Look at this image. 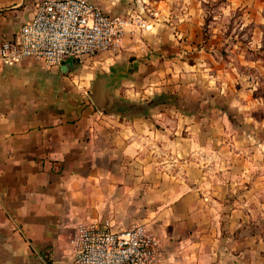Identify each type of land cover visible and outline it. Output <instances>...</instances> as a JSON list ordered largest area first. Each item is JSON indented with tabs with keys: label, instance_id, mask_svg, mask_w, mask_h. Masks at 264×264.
I'll return each instance as SVG.
<instances>
[{
	"label": "crops",
	"instance_id": "crops-1",
	"mask_svg": "<svg viewBox=\"0 0 264 264\" xmlns=\"http://www.w3.org/2000/svg\"><path fill=\"white\" fill-rule=\"evenodd\" d=\"M42 1L0 0V44L18 37ZM90 1L113 15L145 16L149 31L144 41L126 38L121 50L84 63L67 60L48 67L26 58L0 68V264H61L72 257L70 238L83 221H107L114 230L145 223L160 241L163 264H264V217L249 214L252 207L264 208V199L257 203L250 196L254 188L235 180L253 171L249 164L216 167L223 156L221 138L190 124L193 133L182 138L181 153L169 154L167 167L184 182L159 185L181 194L159 199L151 193L158 184L143 182L157 169L139 142L138 121L102 112L91 98L95 88L101 98L131 102L126 91L135 89L136 79L158 70L147 65L160 59L153 54L170 37L155 32L169 27L164 20H175V10L154 0L152 6L160 9L151 8L155 16H149L145 5L138 7L142 0L137 6ZM184 25L188 21L180 28ZM226 158L231 163L246 159L236 150ZM220 173L246 188L229 200L234 205L227 218L215 211L225 206L214 195L221 185L211 179Z\"/></svg>",
	"mask_w": 264,
	"mask_h": 264
},
{
	"label": "rangeland",
	"instance_id": "rangeland-1",
	"mask_svg": "<svg viewBox=\"0 0 264 264\" xmlns=\"http://www.w3.org/2000/svg\"><path fill=\"white\" fill-rule=\"evenodd\" d=\"M94 1L99 3L100 0ZM125 1L136 6L139 2ZM142 1L143 5L138 7L141 9L145 5L143 12H148L149 16L151 8L158 5L160 9L157 3L152 6L154 0ZM158 1L176 12L175 20L171 16L164 20L169 22L168 28L164 25L155 32L158 36L168 35L170 40L161 44L163 48L158 54H153L160 59L147 65L158 70H151L152 75L145 71L131 85L135 89L126 91L131 102L156 104L127 119L138 121L136 127H140L143 134L139 142L145 146L144 151L151 156L152 165L157 169L155 174H145L143 182L158 184L156 191L151 193L157 194L159 199H176L181 194L166 192L159 185L184 182L181 175H171V168H167L171 164L169 154L182 152V138L192 134L194 130L188 126L196 124L207 136L221 138L223 156L216 167L250 165L253 171L246 177H235V180L252 186L255 191L252 195L246 194L258 203L264 199V192H256L264 183V0ZM180 12L187 13L184 18L189 23L183 29L180 26L185 20L181 19ZM124 16L133 21V30L125 39L144 41L151 23L141 14ZM129 74L128 79L133 73ZM101 118L107 117L102 115ZM235 150L246 159L240 161L237 158L231 163L226 157ZM178 162L173 161L175 166ZM211 179L221 185V191L213 194L225 202V206L215 209L216 214L219 211L221 217L227 218L234 205L229 200L238 199L245 194L246 188L234 186L235 180L229 174L220 173ZM197 196L202 197L203 193L199 192ZM251 209L249 214L264 217L262 206ZM261 226L264 229V220Z\"/></svg>",
	"mask_w": 264,
	"mask_h": 264
},
{
	"label": "built area",
	"instance_id": "built-area-1",
	"mask_svg": "<svg viewBox=\"0 0 264 264\" xmlns=\"http://www.w3.org/2000/svg\"><path fill=\"white\" fill-rule=\"evenodd\" d=\"M133 21L90 0H43L14 40L0 44V68L32 58L46 66L84 63L119 51ZM72 257L61 264H163L159 239L145 223L114 230L109 222H80L70 238Z\"/></svg>",
	"mask_w": 264,
	"mask_h": 264
},
{
	"label": "water",
	"instance_id": "water-1",
	"mask_svg": "<svg viewBox=\"0 0 264 264\" xmlns=\"http://www.w3.org/2000/svg\"><path fill=\"white\" fill-rule=\"evenodd\" d=\"M91 98L93 99L94 103L100 111L123 115L126 117H132L134 115L141 114L153 105H155V102H153V105L152 103L128 102L115 98L114 96H109L108 98H101L97 94L95 88L93 89Z\"/></svg>",
	"mask_w": 264,
	"mask_h": 264
}]
</instances>
